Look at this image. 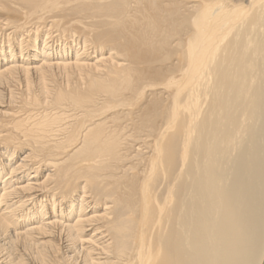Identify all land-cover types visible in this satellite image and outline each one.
Here are the masks:
<instances>
[{
	"label": "bare ground",
	"instance_id": "6f19581e",
	"mask_svg": "<svg viewBox=\"0 0 264 264\" xmlns=\"http://www.w3.org/2000/svg\"><path fill=\"white\" fill-rule=\"evenodd\" d=\"M0 264H264V0H0Z\"/></svg>",
	"mask_w": 264,
	"mask_h": 264
}]
</instances>
